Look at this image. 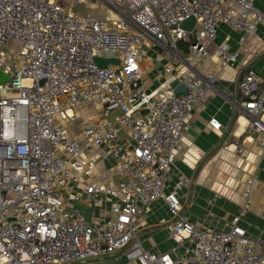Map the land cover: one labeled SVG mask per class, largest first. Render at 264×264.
<instances>
[{
	"label": "built area",
	"instance_id": "obj_1",
	"mask_svg": "<svg viewBox=\"0 0 264 264\" xmlns=\"http://www.w3.org/2000/svg\"><path fill=\"white\" fill-rule=\"evenodd\" d=\"M190 17L193 29L181 28ZM222 24L242 32L244 45L260 26L264 32V8L253 0H0V71L9 78L0 83V264H117L121 255L139 264H264V241L241 224L253 178L224 229L200 228L178 191H165L189 116L216 79L196 66L214 54L232 66L242 53L216 46ZM146 49L170 58L154 88L144 78ZM96 58L119 64L101 67ZM180 84L187 92L177 95ZM237 94L249 129L263 135L264 172V76L247 67ZM87 103L98 109L79 119ZM78 121L80 134L71 136L64 122ZM210 124L221 127L216 118ZM104 152L117 186L91 181ZM159 199L175 246L154 253L133 223ZM107 202L108 218L92 211L88 219L81 206Z\"/></svg>",
	"mask_w": 264,
	"mask_h": 264
},
{
	"label": "crops",
	"instance_id": "obj_2",
	"mask_svg": "<svg viewBox=\"0 0 264 264\" xmlns=\"http://www.w3.org/2000/svg\"><path fill=\"white\" fill-rule=\"evenodd\" d=\"M253 2L257 7L264 8V0ZM242 35V32L226 24L218 29L216 46L227 42L232 51L242 52L234 65L223 67L214 54L196 66L202 76L214 75L216 79L207 100L196 105L189 116L190 129L167 175L165 191H178L184 213L200 228L224 229L245 203L243 192L246 181L253 178L249 211L241 224L248 236L261 244L264 241V172L258 171V166L263 163L258 142L263 135L249 129L247 114L237 107L236 102L237 81L247 67H253L264 76V53L260 56L251 54L258 48L264 50L263 27L248 35L244 45L240 42ZM148 50L143 61L147 70L144 78L147 85L154 88L158 84L154 81L155 77L170 59L159 64L158 54ZM97 109L94 104L87 103L76 111V115L79 119L91 117ZM213 118L221 123L219 129L210 124ZM103 155L105 159L101 157L98 160L91 181L117 186L120 179L114 175V161L107 153ZM89 210L99 218L112 216L111 202ZM170 223L169 207L164 199H159L142 210L133 224L144 248L149 252L162 253L175 246L170 238ZM117 264H132V261L121 255Z\"/></svg>",
	"mask_w": 264,
	"mask_h": 264
},
{
	"label": "water",
	"instance_id": "obj_3",
	"mask_svg": "<svg viewBox=\"0 0 264 264\" xmlns=\"http://www.w3.org/2000/svg\"><path fill=\"white\" fill-rule=\"evenodd\" d=\"M196 24V19L194 17H190L186 20H184L180 26L181 28L185 29V30H192L193 27ZM96 63L101 66V67H106L108 64L112 63V64H119V60L118 59H114V58H106V59H102V58H96ZM9 78L0 71V83H4L6 81H8ZM187 89L185 87V85L180 84L176 89H175V94L179 95L182 93H186Z\"/></svg>",
	"mask_w": 264,
	"mask_h": 264
},
{
	"label": "rangeland",
	"instance_id": "obj_4",
	"mask_svg": "<svg viewBox=\"0 0 264 264\" xmlns=\"http://www.w3.org/2000/svg\"><path fill=\"white\" fill-rule=\"evenodd\" d=\"M148 51H150V50H148ZM156 53H158V52H156ZM166 59L169 60L170 58L165 56V55H163V59H162V61L159 62V64H163V61L166 60ZM64 123L69 127V133H70L71 136H75V137L79 136V134H80V128H79L80 123H79V121L77 123H68V122H64ZM97 152H99V150H97L95 153H97ZM102 157L105 159V155H102ZM101 171L103 173L105 172V170H103V169H101ZM82 209L85 211L86 217L89 219L90 210L86 206H83V205H82ZM136 263L137 262L132 261V264H136Z\"/></svg>",
	"mask_w": 264,
	"mask_h": 264
}]
</instances>
